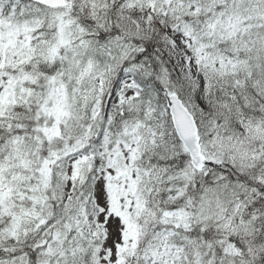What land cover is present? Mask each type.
<instances>
[{
	"label": "snow or ice",
	"instance_id": "obj_1",
	"mask_svg": "<svg viewBox=\"0 0 264 264\" xmlns=\"http://www.w3.org/2000/svg\"><path fill=\"white\" fill-rule=\"evenodd\" d=\"M0 264H264V0H0Z\"/></svg>",
	"mask_w": 264,
	"mask_h": 264
}]
</instances>
